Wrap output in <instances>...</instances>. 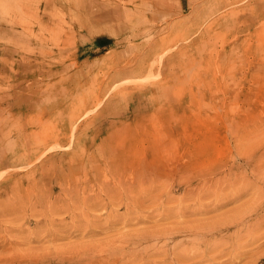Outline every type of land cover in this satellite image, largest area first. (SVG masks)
Returning a JSON list of instances; mask_svg holds the SVG:
<instances>
[{"label": "rangeland", "instance_id": "1", "mask_svg": "<svg viewBox=\"0 0 264 264\" xmlns=\"http://www.w3.org/2000/svg\"><path fill=\"white\" fill-rule=\"evenodd\" d=\"M263 133L264 0H0V264H264Z\"/></svg>", "mask_w": 264, "mask_h": 264}, {"label": "bare ground", "instance_id": "2", "mask_svg": "<svg viewBox=\"0 0 264 264\" xmlns=\"http://www.w3.org/2000/svg\"><path fill=\"white\" fill-rule=\"evenodd\" d=\"M257 128H259V127H257ZM262 129H263V128H262ZM248 131H249V130H248ZM257 132H258V131H257ZM263 134H264V133H263ZM259 135H260V134H259ZM261 136L264 137L262 134H261ZM256 139H257V138H256ZM261 139H263V138H261ZM258 140H259V139H258ZM258 140H256V143L258 142ZM263 140H264V139H263ZM260 141H262V140H260ZM260 141H259V143H260ZM262 143H263V142H262ZM262 143H261V144H262ZM240 145H241V144H240ZM252 145H253V144H252ZM256 145H257V144H256ZM262 146H263V145H262ZM242 147H243V146H242ZM249 147H250V146H249ZM251 147H252V146H251ZM257 147H258V146H256V148H257ZM240 148H241V147H240ZM243 149H244V148H243ZM251 149H252V148H251ZM251 149H248V150L251 151ZM239 150H240V149H239ZM241 150H242V149H241ZM242 151H243V150H242ZM250 151H247V152H250ZM253 151H254V150H253ZM258 151H259V150H258ZM237 152H238V151H237ZM238 153H239V152H238ZM240 153H241V152H240ZM250 153H251V152H250ZM244 154H245V152H244ZM255 154H256V153H255ZM255 154H254V155H255ZM261 154H262V152H261ZM240 156H241V155H240ZM245 156H246V155H245ZM242 157H243V156H242ZM245 159H247V158L245 157ZM250 159H251V158H250ZM247 160H248V159H247ZM244 161H245V160H244ZM261 165H262V164H261ZM259 167H262V166H259ZM259 167L257 166V168H259ZM247 169H248V168H247ZM263 169H264V168H263ZM248 171H250V170L248 169ZM262 175H263V174H262ZM233 177H234V176H233ZM236 177H237V176H236ZM263 177H264V176H263ZM256 178H258V177H256ZM256 178H255V179H256ZM240 179H241V178H240ZM260 179H261V178H260ZM236 180H237V179H236ZM255 181H256V180H254V182H255ZM258 181H259V180H258ZM262 181L264 182V179H263ZM256 182H257V181H256ZM259 183H260V182H259ZM261 184H262V183H261ZM242 185H243V184H242ZM251 185H252V184H251ZM251 185H250V186H251ZM255 185H256V184H255ZM258 186L260 187V185H258ZM237 187H238V186H237ZM262 187H264V185H262ZM240 188H241V187H240ZM240 188H239V190H240ZM251 188H252V187H251ZM243 189H244V187H243ZM247 189H249V186L247 187ZM255 189H256V188H255ZM255 189H254V191H255ZM259 190H260V188H259ZM237 191H238V188H237ZM237 191H236V193H237ZM246 191H247V190H244V192H246ZM249 191H250V190H249ZM239 192H240V191H239ZM241 192H242V191H241ZM233 194H234V193H233ZM239 194H240V193H239ZM246 194H247V193H246ZM234 195H235V194H234ZM240 195H241V194H240ZM261 195H262V194H261ZM263 195H264V194H263ZM238 196H239V195H238ZM238 196H236L237 199H238ZM242 196H243V194H242ZM244 196H245V195H244ZM236 197H235V198H236ZM259 197H260V195H259ZM232 198H234V197L232 196L231 199H232ZM260 198H261V197H260ZM229 199H230V198H229ZM239 199H240V198H239ZM261 199H262V198H261ZM238 201H239V200H238ZM242 201H243V200H242ZM234 202H235V201H234ZM246 203H247V202H246ZM222 204H223V203H222ZM237 206H238V205H237ZM240 206H241V205H240ZM240 206H239V207H240ZM241 207H243V206H241ZM241 207H240V208L237 207V208L242 210ZM247 207H249V206H247ZM245 208H246V207H245ZM245 208L243 207V209H245ZM232 210H233V209H232ZM241 210H239V212H240ZM245 210H246V209H245ZM247 210H248V209H247ZM247 210H246V211H247ZM230 211H231V210H230ZM242 211H243V210H242ZM236 212H238V211H236ZM236 212H235V213H236ZM243 212H245V211H243ZM260 212H261V211H260ZM260 212H258V213H260ZM233 213H234V212H233ZM235 213H234V214H235ZM261 213H262V212H261ZM222 214H223V213H222ZM238 214H239V213H238ZM238 214H237V215H238ZM241 214H242V212H241ZM243 214H244V213H243ZM229 215H230V214H229ZM232 215H233V214H232ZM234 216H235V215H234ZM238 216H239V215H238ZM217 217H218V216H217ZM217 217H216V218H217ZM223 217H224V216H223ZM235 217H237V216H235ZM242 217H243V215H242ZM85 218H86V217H85ZM108 218H109V217H108ZM211 218H212V217H211ZM214 218H215V217H214ZM214 218L211 219V220H214ZM216 218H215V219H216ZM239 218H240V217H238V219H239ZM217 219H218V218H217ZM221 219H222V218H221ZM232 219H234V217H233ZM223 220H224V219H223ZM207 221H208V220H207ZM209 221H210V220H209ZM245 221H246V220H245ZM215 222H216V221H215ZM230 222H232V221H230ZM234 222H235V221H234ZM247 222L249 223V221H247ZM209 223H210V222H209ZM245 223H246V222H245ZM194 224H195V223H194ZM196 224H197V223H196ZM204 224H205V223H204ZM216 225H217V224H216ZM203 226H204V225H203ZM212 226H213V225H212ZM174 228H175V227H174ZM192 228H194V227H192ZM192 228H191V230H192ZM181 229H182V228H181ZM178 230H179V228H178ZM170 231H171V230H170ZM173 231H174V230H173ZM247 231H248V230H247ZM194 232H195V231H194ZM164 233H165V232H164ZM167 233H168V231H167ZM244 234H245V233H244ZM246 235H247V234H246ZM248 236H249V235H248ZM244 237H246V236H244ZM213 242H214V241H213ZM231 243H232V242H231ZM239 245H240V244H239ZM223 246H225V245H223ZM226 246H227V243H226ZM240 248H241V247H240ZM191 252H192V251H191ZM195 252H196V251H195ZM211 253H212V252H211ZM214 253H216V251H215ZM252 254H253V253H252ZM193 255H194V254H193ZM253 255H254V254H253ZM219 256H220V255H219ZM260 258H261V257H260ZM207 262H208V261H207ZM212 263H213V262H212Z\"/></svg>", "mask_w": 264, "mask_h": 264}]
</instances>
